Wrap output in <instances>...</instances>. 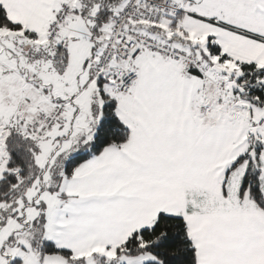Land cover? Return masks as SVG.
Here are the masks:
<instances>
[{"label": "snow or ice", "instance_id": "obj_1", "mask_svg": "<svg viewBox=\"0 0 264 264\" xmlns=\"http://www.w3.org/2000/svg\"><path fill=\"white\" fill-rule=\"evenodd\" d=\"M0 264H264V0H0Z\"/></svg>", "mask_w": 264, "mask_h": 264}]
</instances>
